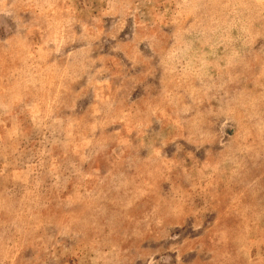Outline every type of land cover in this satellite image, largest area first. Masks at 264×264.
I'll return each instance as SVG.
<instances>
[{
	"label": "rangeland",
	"instance_id": "374dc122",
	"mask_svg": "<svg viewBox=\"0 0 264 264\" xmlns=\"http://www.w3.org/2000/svg\"><path fill=\"white\" fill-rule=\"evenodd\" d=\"M0 264H264V0H0Z\"/></svg>",
	"mask_w": 264,
	"mask_h": 264
}]
</instances>
